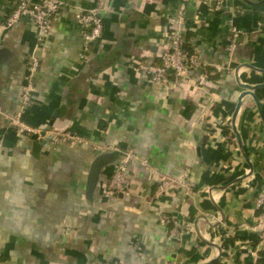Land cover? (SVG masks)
Here are the masks:
<instances>
[{"label":"crops","instance_id":"crops-1","mask_svg":"<svg viewBox=\"0 0 264 264\" xmlns=\"http://www.w3.org/2000/svg\"><path fill=\"white\" fill-rule=\"evenodd\" d=\"M66 3L41 42L28 17L0 28V264H252L249 226L264 190V0H221L220 10L212 0ZM12 6L0 0V23ZM91 9L102 33L81 58L76 13ZM181 10L186 50L204 71L175 87L149 82L133 62H158L162 32ZM230 21L242 35L229 58ZM32 54L39 68L22 121L85 144L9 126ZM235 77L254 94L238 109L245 89ZM232 128L241 149L234 133L223 140ZM102 147L145 163L128 164L127 195H104L122 154ZM100 154L109 162L89 183ZM184 175L190 193L172 187L151 199L159 176Z\"/></svg>","mask_w":264,"mask_h":264},{"label":"built area","instance_id":"built-area-1","mask_svg":"<svg viewBox=\"0 0 264 264\" xmlns=\"http://www.w3.org/2000/svg\"><path fill=\"white\" fill-rule=\"evenodd\" d=\"M187 3L189 0H183ZM210 0H203V4L208 5ZM216 3V10H220L221 0H212ZM67 5L66 0H13V6L10 14L3 23H0V28L6 29L13 24L19 22L21 18L28 17L37 32L38 41L46 38L50 31V24ZM76 19L82 28L83 35V51L81 58H85V52L88 51L91 43L99 38L102 33V21L97 10L91 9L76 13ZM184 20V10H181L176 17L168 19V24L162 32V42L164 43V51L159 55L158 62L151 65H145L141 60H134L133 68L142 71L147 75V81L161 85L177 86L184 80H189L191 73L201 75L204 71V66L197 60L196 55L187 52L188 44L185 33L182 28ZM228 44L226 46L227 56L230 58L238 44L242 32L237 29L232 21L229 22ZM169 25H175V28H170ZM39 68L38 58L32 54L27 63L25 72V85L22 88L20 100L21 107L19 112L8 118L9 126L18 134L29 138H38L43 134H48L53 145L61 142H69L72 144H85V141L67 132L46 131L44 128L29 126L21 119V112L28 105L32 93L34 92V77ZM232 131L228 130V134L223 138L226 142L231 139ZM114 150L122 154L120 160L113 166L110 177L105 186V196H116L118 194L127 195L129 192L130 180L127 174L128 164L139 163L145 166L143 161H140L131 151H122L117 147H102L100 150ZM183 189L187 194L191 191V183L184 175L183 177H167L159 176L157 187L151 196L152 200H159L165 197L167 191L172 188ZM255 215L253 223L249 226V230L253 231L256 236L255 252L253 254V263H257V257L260 253H264V190L257 195L254 204ZM162 220H169L163 216ZM181 228L180 225H177ZM183 229H180V232ZM181 232V233H182ZM180 233V234H181ZM175 236L179 234L174 232Z\"/></svg>","mask_w":264,"mask_h":264},{"label":"water","instance_id":"water-1","mask_svg":"<svg viewBox=\"0 0 264 264\" xmlns=\"http://www.w3.org/2000/svg\"><path fill=\"white\" fill-rule=\"evenodd\" d=\"M235 78H236L238 84L240 85V87L245 89L243 92L240 93V95L238 97V100H237V109H238L241 105V100L245 95H251L254 98V94L251 92V90H253V87L248 86V85H244V84H240L238 78L237 77H235ZM232 132L236 136V140L238 142V148L241 149L240 141H239V138L237 137L238 135L233 128H232ZM109 156H110V154H100L94 159V161L92 162L90 169H89V176H88L89 183H92V182L94 183V181L95 182L97 181V178H98V175H99L101 169L104 168L109 162L108 161ZM248 165H249V172H248V174H249V173H251V165L249 162H248ZM207 192L209 193L210 191L207 190ZM218 222H220V221H216V223H218Z\"/></svg>","mask_w":264,"mask_h":264}]
</instances>
